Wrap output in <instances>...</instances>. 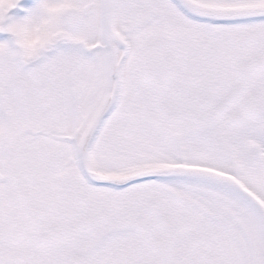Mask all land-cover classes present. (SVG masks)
<instances>
[{
	"label": "snow or ice",
	"instance_id": "obj_1",
	"mask_svg": "<svg viewBox=\"0 0 264 264\" xmlns=\"http://www.w3.org/2000/svg\"><path fill=\"white\" fill-rule=\"evenodd\" d=\"M0 264H264V0H0Z\"/></svg>",
	"mask_w": 264,
	"mask_h": 264
}]
</instances>
